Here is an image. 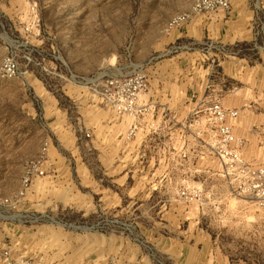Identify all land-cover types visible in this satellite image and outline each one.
<instances>
[{
	"label": "rangeland",
	"instance_id": "obj_1",
	"mask_svg": "<svg viewBox=\"0 0 264 264\" xmlns=\"http://www.w3.org/2000/svg\"><path fill=\"white\" fill-rule=\"evenodd\" d=\"M193 1L0 0V153L6 156L8 174L0 181V195L16 193L32 161L39 160L43 173L33 175L15 211L54 218L0 224V233L6 228L7 234L4 242L0 238L3 253L36 264H177L173 256L180 245L174 238H190L203 228L213 234L230 264H264V205L234 189V176L222 170L209 147L210 104L200 107L189 97L186 108L177 107L180 91L196 90L207 71L216 83L227 84L220 64L233 50L207 38H175L177 28L167 24L173 15L191 11ZM259 41L264 43V36ZM245 51L258 56L251 46ZM8 56L19 67L13 77L3 76ZM157 60L165 61L166 84L178 94L171 107L150 103L144 92L150 109L135 118L118 115L100 98L102 74L142 66L149 77ZM256 98L252 102L264 108V95ZM84 101L101 106L102 113L85 115ZM94 121L122 122L128 138L132 124L137 136L142 125L158 126L157 147L145 159L132 165L127 147L123 151L121 166L124 173L135 169L133 179L90 180L85 164L96 175L103 169L85 136ZM234 131L244 146L242 134ZM255 134L254 161L262 162L261 139ZM170 135L182 147L176 151L171 145L166 152L157 166L161 177L144 176L156 168L151 159L163 151ZM101 182L123 197L117 209L108 206L111 194L101 191ZM156 182L161 188L153 193L147 187ZM184 187H198L202 193L187 201L178 193ZM169 236L172 250L166 249ZM189 243L196 246L195 240Z\"/></svg>",
	"mask_w": 264,
	"mask_h": 264
},
{
	"label": "crops",
	"instance_id": "obj_2",
	"mask_svg": "<svg viewBox=\"0 0 264 264\" xmlns=\"http://www.w3.org/2000/svg\"><path fill=\"white\" fill-rule=\"evenodd\" d=\"M258 12L264 15L262 0H231V8L229 10L194 14L185 27L182 26L174 30L176 39L199 41L202 38H207L218 43L227 44L233 48V51L228 55V59L223 64L219 63L221 72L227 76V84L223 81L216 83L215 76L211 78L208 76L209 72L207 71L205 72L207 76L197 83L196 90L185 88V91H180L177 107L186 108L190 97L191 100L195 98L196 103H199L200 107L207 106L212 101L218 100L226 107L237 108L239 116L233 120V124L234 129L241 133L245 140L242 152L247 160L256 159L253 153L257 151V148L252 143V137L256 135L255 132L260 136L259 148L264 153V135H262L264 133V110L262 109L264 108L261 109L260 105L252 102L257 99L256 97L264 95V87L262 86L264 78V43L259 41L255 32V19ZM247 46H251L258 53V56L254 58L246 53ZM158 56L161 57L160 55ZM164 62V60L152 62L153 74H151L152 76L148 75V87L145 94L150 103L155 102L157 105L163 104L171 107L172 99L177 97L178 94L173 91L172 86L166 84L168 73L164 69ZM76 91L78 90L73 92L75 96ZM83 107L85 115L95 114L97 117L103 111L101 106L93 105L86 101H84ZM255 125L257 126L254 127ZM140 128L144 130L140 136H137V130L135 136H129L131 138H128L127 132H125L126 127L122 122H90V130L88 129L91 134L88 139L89 148L97 152V160L103 167L101 169L102 173L96 175L93 173L91 166L85 164V172L90 175V180L94 179L97 183L101 180L117 181L123 176L134 178L135 169L126 170L124 173L125 168L121 166L125 156L123 152L125 147H127V154L132 165L145 159L147 152L157 147L155 139L156 134H158L156 132L158 126L142 125ZM159 129L163 130V128ZM3 140L5 141V138ZM180 141L177 136L173 137L170 135L165 138L163 151L159 152L157 158L152 157L151 159V162L155 163L156 168L153 171H148L144 176H149L150 178L153 176L161 177L163 172H160L157 166H159L160 162L166 160V152H171V145L176 148V151L177 147H182ZM176 155L182 159L180 153ZM183 157H185V154H183ZM21 160L22 157L20 156L19 162ZM6 162L5 154L0 153V181L8 177ZM163 176H165V172ZM99 186L102 188L101 191L105 190L111 194V198L108 199V202H110L108 204L109 207L117 209L118 205L123 203V197L119 195L118 191H114L111 185H105L104 182H101ZM147 188L154 193L159 191L161 186H158L156 182V184H150ZM4 194L6 195L7 193ZM8 222L4 220L0 221V224L6 225ZM5 229L0 233V238L3 242L7 236ZM180 233H182L181 230ZM185 240H188V242ZM191 240L196 241V246L189 243ZM172 241L173 238L169 236L166 249L171 248L172 250ZM174 241L175 245H180V249H175L173 256L174 262L177 264L182 263L184 259L187 260L188 264H230L229 258L223 253L221 248L215 246L213 234L203 228L197 231V235L193 234L187 239H183L182 234H180L179 237L174 238ZM0 264H4L3 250L1 248Z\"/></svg>",
	"mask_w": 264,
	"mask_h": 264
},
{
	"label": "built area",
	"instance_id": "obj_3",
	"mask_svg": "<svg viewBox=\"0 0 264 264\" xmlns=\"http://www.w3.org/2000/svg\"><path fill=\"white\" fill-rule=\"evenodd\" d=\"M231 0H194L191 11L173 15L167 26L169 29L180 28L191 19L192 14L229 10ZM255 23L257 38L264 36V16L257 13ZM225 44H221L224 47ZM233 51V50H232ZM30 59V58H29ZM112 74L104 73L100 98L106 102L118 115L140 117L144 115L150 106L142 98L147 90L148 77L142 66L131 71H123L115 67ZM3 76L13 77L19 73L18 64L10 56L6 57L2 66ZM210 114V126L212 130L211 140L208 143L213 154L218 159L222 170L228 175H233L236 180L235 190L244 194L262 206L264 205V161L247 160L244 158L243 140L237 137L234 131L233 120L239 116L237 108L224 106L220 101L214 100L208 107ZM137 125L132 124L128 132L129 136H135ZM90 137V132H85ZM38 161H32L33 165L24 173L21 188L13 195H0V219L6 221L17 220L19 222L54 221V218L46 213H24L15 211L17 205L24 198L29 189L33 175L42 174ZM179 195L187 201L195 200L202 193L198 187L181 188ZM4 264H36L29 259L14 258L8 251L3 253Z\"/></svg>",
	"mask_w": 264,
	"mask_h": 264
}]
</instances>
